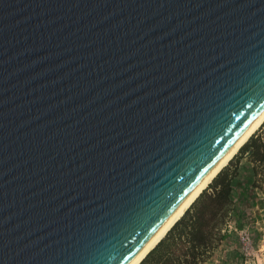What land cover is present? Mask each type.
<instances>
[{
  "label": "water",
  "instance_id": "95a60500",
  "mask_svg": "<svg viewBox=\"0 0 264 264\" xmlns=\"http://www.w3.org/2000/svg\"><path fill=\"white\" fill-rule=\"evenodd\" d=\"M264 108V0H0V264H127Z\"/></svg>",
  "mask_w": 264,
  "mask_h": 264
},
{
  "label": "rangeland",
  "instance_id": "374dc122",
  "mask_svg": "<svg viewBox=\"0 0 264 264\" xmlns=\"http://www.w3.org/2000/svg\"><path fill=\"white\" fill-rule=\"evenodd\" d=\"M259 150L264 151V124L197 198L198 204L193 203L182 216L194 214L207 204L206 195L214 191L222 176L233 178L232 201L219 218L214 247L200 264H205L213 255L217 264H249L241 252L240 237L245 232L251 233L258 253L256 263L252 264H264V160L257 159ZM173 245L178 252L184 251L188 239L184 237Z\"/></svg>",
  "mask_w": 264,
  "mask_h": 264
},
{
  "label": "trees",
  "instance_id": "16d2710c",
  "mask_svg": "<svg viewBox=\"0 0 264 264\" xmlns=\"http://www.w3.org/2000/svg\"><path fill=\"white\" fill-rule=\"evenodd\" d=\"M257 155V159L264 160V151L262 153L259 150ZM232 180V177L222 176L214 191L206 195L208 203L196 213H188L181 218L168 232L167 237L165 236L166 238L164 237L140 264H200L204 262V255L214 247L215 229L218 227L222 211L232 201ZM195 204H198V201ZM184 237L188 239V246L186 250L178 252L173 244Z\"/></svg>",
  "mask_w": 264,
  "mask_h": 264
},
{
  "label": "bare ground",
  "instance_id": "6f19581e",
  "mask_svg": "<svg viewBox=\"0 0 264 264\" xmlns=\"http://www.w3.org/2000/svg\"><path fill=\"white\" fill-rule=\"evenodd\" d=\"M263 124L264 108L127 264H140L146 258Z\"/></svg>",
  "mask_w": 264,
  "mask_h": 264
},
{
  "label": "built area",
  "instance_id": "2783aa9c",
  "mask_svg": "<svg viewBox=\"0 0 264 264\" xmlns=\"http://www.w3.org/2000/svg\"><path fill=\"white\" fill-rule=\"evenodd\" d=\"M240 241L241 252L243 253L245 262L249 264L256 263L255 255H257L258 253L256 252L257 249L255 246V241L251 233L245 232L243 235L241 234Z\"/></svg>",
  "mask_w": 264,
  "mask_h": 264
},
{
  "label": "crops",
  "instance_id": "0c3cea01",
  "mask_svg": "<svg viewBox=\"0 0 264 264\" xmlns=\"http://www.w3.org/2000/svg\"><path fill=\"white\" fill-rule=\"evenodd\" d=\"M215 261V255H213L212 257L210 256V258L208 259V261L205 262V264H217Z\"/></svg>",
  "mask_w": 264,
  "mask_h": 264
}]
</instances>
